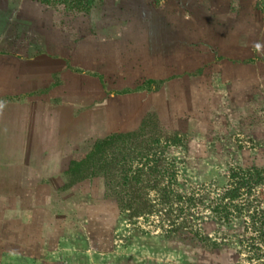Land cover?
Listing matches in <instances>:
<instances>
[{
  "label": "rangeland",
  "instance_id": "obj_1",
  "mask_svg": "<svg viewBox=\"0 0 264 264\" xmlns=\"http://www.w3.org/2000/svg\"><path fill=\"white\" fill-rule=\"evenodd\" d=\"M191 43L195 61L180 51ZM260 58L264 0H104L89 14L0 0V99L59 81L23 101L0 100V264H264V243L255 249L240 223L222 226L199 206L190 218L201 237L167 235L157 214L130 217L103 174L72 186L65 174L96 139L137 129L147 113L175 161L174 192H214L233 169L264 168ZM185 65L202 70L129 96L108 95L97 78L69 68L102 72L115 89ZM226 75L241 76L247 91L236 97Z\"/></svg>",
  "mask_w": 264,
  "mask_h": 264
},
{
  "label": "trees",
  "instance_id": "obj_2",
  "mask_svg": "<svg viewBox=\"0 0 264 264\" xmlns=\"http://www.w3.org/2000/svg\"><path fill=\"white\" fill-rule=\"evenodd\" d=\"M37 1L47 6H63L65 11L77 14H89L104 3V0ZM157 32L158 25L155 23L149 29V37L153 38ZM197 50L198 44L191 43L186 50L180 51L187 56L184 57L185 60L191 57L195 61L193 54ZM215 58L213 56V59ZM260 59L264 62V58ZM255 60V57H251L241 62L254 63ZM69 68L75 73L97 78L108 95L118 96L156 92L167 82L181 81L183 76L187 78L198 76L202 70V66L194 70L185 65L181 74L147 76L135 84L108 89L109 84L104 73L86 71L76 66ZM58 85L59 81L56 80L39 91L9 95L0 100L23 101L28 95L44 94ZM159 127L156 114L147 113L137 129L111 132L96 139L82 159L70 162L69 168L65 171L71 180L69 185L72 186L88 176L103 174L107 177V185L113 187L120 206L129 211L130 217L142 215L147 219L150 215L157 214L160 218L159 227L164 229L167 235L177 237L193 235L201 237L200 231L195 229L190 218L200 206L201 210L205 209L212 214L210 221L218 220L222 226L240 223L243 228L242 234H247L252 240V245L259 250V244L264 243V198L261 197L260 191V188L264 187V168L233 169L227 178V184L223 187L217 188L214 192L208 188L201 195L193 192L189 197H185L178 191L174 192L172 188L177 183L176 164L173 160L165 159L169 145L163 142L165 136ZM172 141L174 144L179 142L175 137ZM153 192L156 195H153ZM194 219L199 222L203 217L197 213ZM203 239L209 245H216L209 237Z\"/></svg>",
  "mask_w": 264,
  "mask_h": 264
},
{
  "label": "crops",
  "instance_id": "obj_3",
  "mask_svg": "<svg viewBox=\"0 0 264 264\" xmlns=\"http://www.w3.org/2000/svg\"><path fill=\"white\" fill-rule=\"evenodd\" d=\"M236 48H238L239 46H235ZM206 77V76H205ZM227 79H228V81L227 82H229L228 83V85H227V87H228V90H230L231 91V88H230V83H232V82H234L233 84H235V88H233L234 90H235V96L236 97H240L239 95H238V92H242V91H247V88H246V85L242 82V77L240 76H237V77H232V76H230V75H226L225 76ZM193 78H195V77H193ZM201 78V77H200ZM200 78H198V77H196L195 79H200ZM231 79L233 80L232 82H231ZM244 79H246L245 77H243V80ZM252 80V79H251ZM246 82H250L251 84H250V86L252 85L254 88L256 87V85H258V84H260V83H258L257 84V81H254V78H253V80L252 81H246ZM260 82V81H259ZM253 83V84H252ZM248 91H250L251 90V92H255V89H253V88H250L249 86H248ZM260 88L261 87H259L258 86V89L260 90ZM256 90H257V88H256ZM247 93V92H246ZM250 93V92H249ZM232 97H230V99H231ZM234 98V97H233ZM19 116V118L17 119V123H19L18 125H21V123H22V120H21V114L20 115H18ZM10 121H13V119H11ZM25 122L26 123H24V125H26V128H27V121L25 120ZM24 129H25V127H24ZM24 147V146H23Z\"/></svg>",
  "mask_w": 264,
  "mask_h": 264
}]
</instances>
